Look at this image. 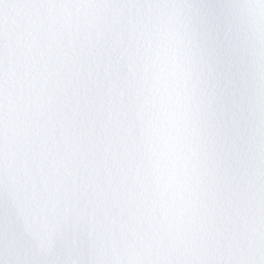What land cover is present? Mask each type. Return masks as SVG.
Returning <instances> with one entry per match:
<instances>
[{
    "label": "snow or ice",
    "instance_id": "6c2138e0",
    "mask_svg": "<svg viewBox=\"0 0 264 264\" xmlns=\"http://www.w3.org/2000/svg\"><path fill=\"white\" fill-rule=\"evenodd\" d=\"M0 264H264V0H0Z\"/></svg>",
    "mask_w": 264,
    "mask_h": 264
}]
</instances>
